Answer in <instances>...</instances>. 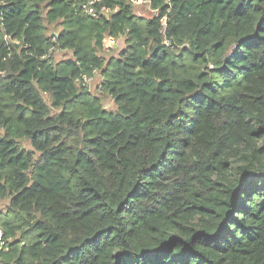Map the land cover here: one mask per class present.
I'll return each mask as SVG.
<instances>
[{
	"label": "trees",
	"instance_id": "obj_1",
	"mask_svg": "<svg viewBox=\"0 0 264 264\" xmlns=\"http://www.w3.org/2000/svg\"><path fill=\"white\" fill-rule=\"evenodd\" d=\"M87 1L0 0V264H264V0Z\"/></svg>",
	"mask_w": 264,
	"mask_h": 264
},
{
	"label": "rangeland",
	"instance_id": "obj_2",
	"mask_svg": "<svg viewBox=\"0 0 264 264\" xmlns=\"http://www.w3.org/2000/svg\"><path fill=\"white\" fill-rule=\"evenodd\" d=\"M54 30L53 26L50 27V31ZM59 31L58 28L55 29V31ZM116 47H112V48H107L106 53H102V55L104 56L105 59H108L110 56H116V54L119 52L120 49H123L124 47V42L119 41L116 45ZM63 52L58 53L57 57L58 58H62ZM100 81L99 79V75L96 73L93 78L92 81L90 82V84L87 86L89 91L93 94V95H97L98 97H103V95L101 94L100 91H97V93H95V91L93 90V88L96 86V83ZM44 99L47 101L48 104H50L48 97L44 96ZM104 102L106 103L105 108L110 109V110H114V106L112 105V101L109 98H104ZM20 145H22V147H24L25 149H30V145L27 141L23 140V141H19ZM8 204V200H0V211H4L5 207ZM1 230V228H0Z\"/></svg>",
	"mask_w": 264,
	"mask_h": 264
},
{
	"label": "built area",
	"instance_id": "obj_3",
	"mask_svg": "<svg viewBox=\"0 0 264 264\" xmlns=\"http://www.w3.org/2000/svg\"><path fill=\"white\" fill-rule=\"evenodd\" d=\"M97 2H98V0H89L86 3H82V5H80V9L83 12V14L88 15L92 19H100L104 13H109L111 11H113L115 13L117 11L116 8L113 9V10H110V9H106L104 7H102L100 10H97L96 9V3ZM131 2L133 4H135V5H139V4L147 5L148 4L147 8L149 10H152L151 6L149 5L147 0H131ZM153 13H154L155 16L158 15V11L157 10H154ZM161 25L163 27L165 26V18L164 17L161 19ZM162 30H164V29H162ZM117 42H118L117 39H114V38H111V37H107L105 42H104V44H105L106 47H108L110 45H116ZM84 80H85L84 81L85 83L89 82L88 79H84ZM2 235H3V231L0 230V240L2 238Z\"/></svg>",
	"mask_w": 264,
	"mask_h": 264
}]
</instances>
